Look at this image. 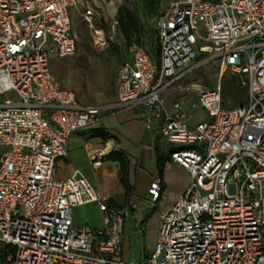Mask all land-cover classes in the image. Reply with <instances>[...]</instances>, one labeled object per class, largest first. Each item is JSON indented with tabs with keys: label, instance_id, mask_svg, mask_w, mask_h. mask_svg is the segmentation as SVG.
<instances>
[{
	"label": "built area",
	"instance_id": "2783aa9c",
	"mask_svg": "<svg viewBox=\"0 0 264 264\" xmlns=\"http://www.w3.org/2000/svg\"><path fill=\"white\" fill-rule=\"evenodd\" d=\"M76 7L77 0H0V146L10 147L0 152V258L12 264H264V0L170 3L154 26L158 61L131 47L118 73L117 101L107 106H79L50 69L52 56L76 52ZM81 18L97 43L126 42L119 19L107 21L100 6L86 1ZM200 61H215L219 80L192 86V108L210 120L189 127L185 102L169 108L162 93ZM227 71L242 78L246 105L226 107ZM140 107L159 120L170 159L189 181L162 214L154 250L126 261L125 224L146 197L112 206L79 169L57 174L73 134L98 125L103 114ZM105 158L104 149L90 153L95 169ZM162 183L158 174L150 182L153 202ZM90 203L98 204L103 226H75L74 209Z\"/></svg>",
	"mask_w": 264,
	"mask_h": 264
},
{
	"label": "rangeland",
	"instance_id": "374dc122",
	"mask_svg": "<svg viewBox=\"0 0 264 264\" xmlns=\"http://www.w3.org/2000/svg\"><path fill=\"white\" fill-rule=\"evenodd\" d=\"M110 3L112 0H97ZM177 0H156L150 10L147 12L144 8V0H121V6H126L129 9L136 11L138 16L142 19L144 26L143 38L140 44L132 41L128 42L109 41L106 44L97 43L95 34L92 32L86 23L80 20L78 15L72 16L74 22L73 31L78 37V49L75 56L58 58L51 60L50 67L57 79L66 87L77 91L79 83L86 85L85 90L80 94L82 102L92 101V89L111 90L114 88L119 70L122 66L124 58L130 56V49L135 45H141L147 49L150 55L158 61V57L153 54L158 52L159 46L156 40L155 23L157 16L169 6L170 3ZM148 13V14H147ZM146 16H148L147 22ZM149 28V30H147ZM199 29L202 35L206 36L207 32L203 23H199ZM197 47V46H196ZM200 57L199 60H202ZM198 60V61H199ZM219 66L215 61L202 62L200 61L186 74L182 80L171 88L165 90L162 95L168 101H172L179 97L184 99L189 98L193 104L196 101L194 92L190 93L193 85L214 86L218 82ZM92 87V89H91ZM223 96L226 102V107L232 108L246 105L248 101V90L242 85V78L234 76L231 73L224 72L222 78ZM13 96V94H11ZM187 97V98H185ZM199 111V110H198ZM210 120L204 110L199 111L191 119V123L201 120ZM113 138L115 144L118 142L116 135L108 132ZM101 143H105L101 139ZM10 147L0 146V152L9 151ZM71 161L74 165L80 167L83 173L91 180L92 183L100 185L104 192H113L114 198L119 199V193L115 192V183L113 181V174L111 169L104 167L102 169H95L89 160L88 150L84 147H76L70 154ZM108 161V157H107ZM118 171L116 179L120 182V172L118 164H116ZM131 163L129 165V170ZM68 169L63 172L66 173ZM165 177L168 181V188L163 198L159 202H148L143 209V218L147 217V225L143 230V244L142 248L135 243L131 246H124V256L126 261H138L142 253L146 249L152 252L155 248L159 235V227L161 222L160 213L170 203L172 197L179 193L185 181L184 173H179L174 167L166 168ZM121 183V182H120ZM125 197V195H123ZM109 202V200H105ZM124 202V199L121 203ZM117 204V203H116ZM75 224H88L94 227H102V214L99 210L98 204L90 203L84 206H79L74 209ZM1 249V248H0ZM5 252V249H2ZM0 264H12L0 258Z\"/></svg>",
	"mask_w": 264,
	"mask_h": 264
},
{
	"label": "crops",
	"instance_id": "0c3cea01",
	"mask_svg": "<svg viewBox=\"0 0 264 264\" xmlns=\"http://www.w3.org/2000/svg\"><path fill=\"white\" fill-rule=\"evenodd\" d=\"M86 1L87 2L90 1L94 3L95 5L100 6L105 12L107 21L117 18L118 10L121 7V0H112L110 3H113V2L115 3L112 6H110V3L103 2V1L101 2L97 0H77V7L71 10V20H72V16H75V15H78L80 17V20H82L81 12H83L84 10V3ZM139 19L141 23V35L139 39V44H140V41L142 40L143 34H144V29H143L144 26H143L142 19L140 17ZM73 27H74V22L72 20V30H73ZM147 30H149V28H147ZM122 35H123V32H122ZM124 38L126 40L125 36ZM133 40L136 41L134 37L132 38V41ZM134 46L142 47L141 45H135V44ZM77 49H78V37L76 41V51ZM157 53L158 52H154L153 54H157ZM73 56H75V54ZM55 57L66 58V57L52 56L50 59V63H51V60ZM53 76L56 78V80L60 83V85L63 88L74 92L76 101L79 106H88V105L107 106V105H112L117 101V82L113 89L106 90V91L101 90V89H95V86L93 89L91 87V89L93 90L92 91L93 93L91 95L92 101L82 102L80 99V94L85 90V87H86L85 84L79 83L77 87V91H76L74 89L66 88L57 79V77L54 74ZM164 99L166 100L167 106L169 108H171L172 104L176 101L185 102L183 106L184 110L191 114V117L188 120L189 127H192L196 123L200 122V121H197L195 123L190 122V119L195 114H197L199 111L194 110L192 108L191 106L192 103L189 98L184 99V97H179V98L172 100L171 102L168 101L165 97ZM99 128H102L106 130L107 132H110L116 135V137L118 138L117 144H115L113 140L105 141V143L102 144L101 138L94 137L92 135V131L94 129H99ZM109 144H110V148L107 152H105V155H108L114 149H122L128 154L129 160L131 163V167L129 170V181L132 186V190L128 196L125 195V191L121 183L116 179V174L118 171L116 162H113L109 159L107 161V158H105L102 166L98 168V169H102L104 167H107L111 169V173L113 174V181L115 183V192L119 193V196H120L119 199L114 198L113 192L106 193L103 191L100 185H96L92 183L91 180L83 173L82 169L72 163L71 157H70V154L74 151L76 147L84 146L88 150V156L90 160V153L92 151L105 149L108 147ZM68 151H69L68 158L62 161L61 168L57 174L58 177L60 178L68 177L74 172V170L79 169L85 175V177L89 180L92 186L95 188L101 200L112 206H122L126 204L131 198L143 199L146 197L145 203L144 204L142 203L140 205V208L137 211V213L133 217H131L125 224L123 256H124V246L125 245H127L128 247L136 243L141 249L142 244H143V238H142L143 230L146 228L145 225H147L146 215L143 218V215L141 216V214L143 213L144 207L148 205V202H153L151 200V197L147 195V189L153 177L158 174L157 164H156L157 163L156 162V152L158 151L161 154L169 155L166 143L159 134V120L153 117L150 109L143 108V107L130 109V110H126V111H122L118 113L103 114V119L98 125L90 129L81 130L73 134L70 137L68 141ZM170 167L176 168L179 173H184L185 181L183 183L182 189L179 190V193H176L172 197V200L170 201V203H168L165 209L161 211L160 213L161 217H162V214L168 211L169 208L174 204V202L180 196V194L182 193V191L184 190V188L186 187L189 181L188 172L185 169H183L181 166H179L177 163H175L173 160L169 159V161L165 164L162 176L160 175L163 181L162 191H161L160 198L156 202H159L163 198L165 192L167 191L168 181L166 180V177H165V171H166V168H170ZM65 169H68L66 173L63 172ZM123 195H125V197H123ZM123 199H124V202L121 203ZM105 200H109V202ZM112 202H114L115 204L117 203V204L113 205ZM73 219H74V224H75L74 215H73ZM82 225H85V224H82ZM82 225L75 224V226L77 227L82 226Z\"/></svg>",
	"mask_w": 264,
	"mask_h": 264
},
{
	"label": "trees",
	"instance_id": "16d2710c",
	"mask_svg": "<svg viewBox=\"0 0 264 264\" xmlns=\"http://www.w3.org/2000/svg\"><path fill=\"white\" fill-rule=\"evenodd\" d=\"M156 0H144V8L147 12L151 9ZM148 14V13H147ZM117 18L121 23V29L123 35L126 37V41L129 45L132 44V38L134 37L137 43H139L140 35H141V23L136 11L129 9L126 6H121L118 10ZM148 16H146V22ZM92 135L94 137H99L104 141H108L113 137L104 129H94L92 131ZM109 160L116 162L119 167L120 172V182L125 191V195L128 196L132 190V186L129 181V165L130 160L128 154L122 149H114L108 155ZM170 156L161 154L160 152H156V164L158 174L162 176L165 164L169 161ZM113 205L115 204L112 202ZM116 205V204H115Z\"/></svg>",
	"mask_w": 264,
	"mask_h": 264
},
{
	"label": "bare ground",
	"instance_id": "6f19581e",
	"mask_svg": "<svg viewBox=\"0 0 264 264\" xmlns=\"http://www.w3.org/2000/svg\"><path fill=\"white\" fill-rule=\"evenodd\" d=\"M114 4H115L114 2H113V3H110V6H112V5H114ZM109 148H110V144L108 145L107 148L104 149V152H107V151L109 150Z\"/></svg>",
	"mask_w": 264,
	"mask_h": 264
}]
</instances>
